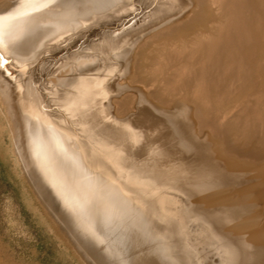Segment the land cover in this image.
<instances>
[{
	"label": "bare ground",
	"instance_id": "1",
	"mask_svg": "<svg viewBox=\"0 0 264 264\" xmlns=\"http://www.w3.org/2000/svg\"><path fill=\"white\" fill-rule=\"evenodd\" d=\"M261 42L264 0H0V138L81 264H264Z\"/></svg>",
	"mask_w": 264,
	"mask_h": 264
},
{
	"label": "rangeland",
	"instance_id": "2",
	"mask_svg": "<svg viewBox=\"0 0 264 264\" xmlns=\"http://www.w3.org/2000/svg\"><path fill=\"white\" fill-rule=\"evenodd\" d=\"M139 16L134 19L133 16L126 18V22L130 20L123 28L126 26L129 28L134 24H136L135 27H138L141 22L135 21L134 23V20L141 21L143 15ZM118 31L120 32V30L116 32ZM261 43V48L256 51V57H264V42ZM13 75L15 76L16 73ZM257 76L256 80L264 85V72L261 71ZM243 89L241 94H236L232 100L226 103L228 107L233 108L238 105V108L242 109L246 107L247 103L255 105L254 97L248 94L251 89H255L254 84H247ZM143 125L144 123L141 124L144 129ZM142 144L144 142L139 146V150L137 149L139 152L142 151L141 156L138 153L139 158L145 156ZM8 145V136L4 135L3 139L0 138V252L5 262L7 264H81L79 259L74 257L75 253L71 252L72 248L58 234L53 223L54 220L61 219V211L55 207L51 209L54 205L53 202L51 207L41 203L44 202L43 199L41 200V194L36 193L34 188L32 190L29 179L26 177V170L23 165L21 166L13 160ZM36 195L41 197L39 196L37 200ZM45 208L48 210L50 208L52 211L57 210L61 216L58 214L59 216L55 215L57 218H51L52 212L49 210L50 216L49 211L46 212ZM53 213L56 214V212Z\"/></svg>",
	"mask_w": 264,
	"mask_h": 264
}]
</instances>
